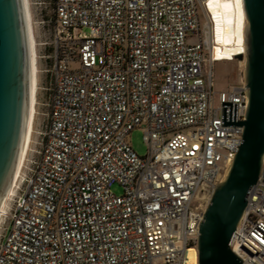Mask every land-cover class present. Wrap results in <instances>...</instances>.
<instances>
[{
    "label": "built area",
    "instance_id": "1",
    "mask_svg": "<svg viewBox=\"0 0 264 264\" xmlns=\"http://www.w3.org/2000/svg\"><path fill=\"white\" fill-rule=\"evenodd\" d=\"M209 2L52 1L46 122L1 216L0 264H185L189 249L198 264L197 226L247 107L243 79L213 92L226 60ZM228 247L264 264V158Z\"/></svg>",
    "mask_w": 264,
    "mask_h": 264
},
{
    "label": "water",
    "instance_id": "2",
    "mask_svg": "<svg viewBox=\"0 0 264 264\" xmlns=\"http://www.w3.org/2000/svg\"><path fill=\"white\" fill-rule=\"evenodd\" d=\"M243 81L247 88L241 139L225 179L215 186L198 224V264H241L228 242L256 184L264 158V0H242ZM27 63L19 0H0V199L19 145L27 102Z\"/></svg>",
    "mask_w": 264,
    "mask_h": 264
},
{
    "label": "bare ground",
    "instance_id": "3",
    "mask_svg": "<svg viewBox=\"0 0 264 264\" xmlns=\"http://www.w3.org/2000/svg\"><path fill=\"white\" fill-rule=\"evenodd\" d=\"M23 14L24 36L26 46V63H27V102L23 116L21 135L17 149L16 159L0 199V220L5 214L9 197L12 193L13 184L18 180L22 170L25 156L29 150L31 137L33 134V121L35 118V107L32 106L33 81L36 80L35 59L32 57L34 52V41L29 34V20L25 13V1L20 0ZM28 4V3H27ZM29 7V6H28ZM209 8L212 18L215 22V47L214 55L221 60L230 61L234 56L245 54V16L242 6V0H210ZM31 11V10H29ZM32 32V31H31ZM36 75V74H35ZM23 171V170H22ZM196 255L194 250L189 249L186 252L185 264H195Z\"/></svg>",
    "mask_w": 264,
    "mask_h": 264
},
{
    "label": "rangeland",
    "instance_id": "4",
    "mask_svg": "<svg viewBox=\"0 0 264 264\" xmlns=\"http://www.w3.org/2000/svg\"><path fill=\"white\" fill-rule=\"evenodd\" d=\"M20 1V0H19ZM23 3V0H21ZM25 1V13L29 20V34L32 35L34 41V52L32 57L35 59L36 72L33 76H36V80L33 81V94H32V106L35 107V118L33 121V134L31 137V143L29 150L25 156L22 170L18 178L25 173L28 169L31 161L37 159L35 154L38 151V144L40 138L37 133L43 130V126L46 122L45 107L47 100V92L45 90L47 77L42 73L44 68V60L42 56L48 53V47L43 44H48L50 41V30H51V16H52V1L53 0H24ZM28 3V4H27ZM21 6V3H20ZM29 6V7H28ZM31 10V11H29ZM22 11V7H21ZM23 17V14H22ZM24 19V18H23ZM32 31V32H31ZM195 42V41H193ZM191 40L189 43H193ZM244 59L238 60L233 59L230 61H221L213 64V92L226 90L230 85L237 84L243 79ZM127 140L138 156H145L147 148L142 140V133L140 130H133L127 137ZM111 191L114 195H120L121 190L117 185L111 187ZM7 209V208H6Z\"/></svg>",
    "mask_w": 264,
    "mask_h": 264
}]
</instances>
